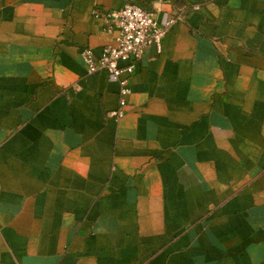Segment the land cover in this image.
<instances>
[{"label": "crops", "instance_id": "crops-1", "mask_svg": "<svg viewBox=\"0 0 264 264\" xmlns=\"http://www.w3.org/2000/svg\"><path fill=\"white\" fill-rule=\"evenodd\" d=\"M126 1L178 19L116 118ZM0 264H264V0H0Z\"/></svg>", "mask_w": 264, "mask_h": 264}, {"label": "built area", "instance_id": "built-area-1", "mask_svg": "<svg viewBox=\"0 0 264 264\" xmlns=\"http://www.w3.org/2000/svg\"><path fill=\"white\" fill-rule=\"evenodd\" d=\"M93 14L105 20L106 31L114 34L113 42L103 45L97 56L85 47L80 51V58L87 73L104 70L119 83V107L110 112L118 118L123 115V95L129 92V79L141 61L145 48L154 45L160 51L162 38L178 17L170 15L159 20L153 10L130 1L115 9L95 10Z\"/></svg>", "mask_w": 264, "mask_h": 264}]
</instances>
